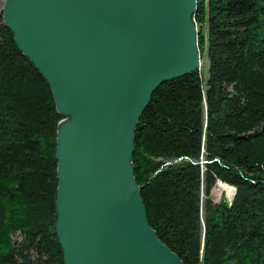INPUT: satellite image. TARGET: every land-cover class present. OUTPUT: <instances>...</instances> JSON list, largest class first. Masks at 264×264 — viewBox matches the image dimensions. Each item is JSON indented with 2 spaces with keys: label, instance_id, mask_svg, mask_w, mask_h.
Returning a JSON list of instances; mask_svg holds the SVG:
<instances>
[{
  "label": "trees",
  "instance_id": "16d2710c",
  "mask_svg": "<svg viewBox=\"0 0 264 264\" xmlns=\"http://www.w3.org/2000/svg\"><path fill=\"white\" fill-rule=\"evenodd\" d=\"M193 19L207 72L152 92L136 124L134 176L149 224L186 264H264V0H197ZM63 117L0 13V264H64ZM218 179L235 187L230 201L211 198Z\"/></svg>",
  "mask_w": 264,
  "mask_h": 264
},
{
  "label": "water",
  "instance_id": "95a60500",
  "mask_svg": "<svg viewBox=\"0 0 264 264\" xmlns=\"http://www.w3.org/2000/svg\"><path fill=\"white\" fill-rule=\"evenodd\" d=\"M197 0H4L2 23L50 85L64 264H186L149 224L136 124L164 81L201 67Z\"/></svg>",
  "mask_w": 264,
  "mask_h": 264
},
{
  "label": "rangeland",
  "instance_id": "374dc122",
  "mask_svg": "<svg viewBox=\"0 0 264 264\" xmlns=\"http://www.w3.org/2000/svg\"><path fill=\"white\" fill-rule=\"evenodd\" d=\"M3 1L4 0H0V13H1V8H2V5H3ZM206 24H204V29L206 31ZM207 66H208V60L206 58L205 55H203V57L201 58V70L203 73L206 74L207 72ZM68 116H65L62 118V120L60 122H63L64 120H67ZM59 122V123H60ZM218 181V182H217ZM215 184L213 185L212 189H211V198L214 200V201H219L220 199H222L223 197L227 200V201H230L234 195L233 192H235V187L233 186V192L230 193L228 191V189L223 186V185H218L219 182H224L220 179H218Z\"/></svg>",
  "mask_w": 264,
  "mask_h": 264
},
{
  "label": "bare ground",
  "instance_id": "6f19581e",
  "mask_svg": "<svg viewBox=\"0 0 264 264\" xmlns=\"http://www.w3.org/2000/svg\"><path fill=\"white\" fill-rule=\"evenodd\" d=\"M218 185H223V186H225L227 189H228V191L230 192V193H232L233 192V187L232 186H229V185H226V184H224V183H222V182H219L218 183ZM234 193V192H233Z\"/></svg>",
  "mask_w": 264,
  "mask_h": 264
}]
</instances>
